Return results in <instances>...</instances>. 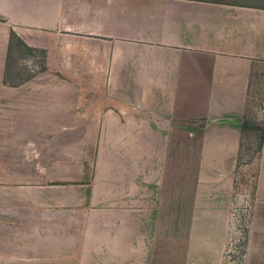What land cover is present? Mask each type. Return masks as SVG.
<instances>
[{
  "label": "crops",
  "instance_id": "0c3cea01",
  "mask_svg": "<svg viewBox=\"0 0 264 264\" xmlns=\"http://www.w3.org/2000/svg\"><path fill=\"white\" fill-rule=\"evenodd\" d=\"M10 30L80 76L4 84ZM258 68L264 0H0V264H223ZM252 201L264 264V134Z\"/></svg>",
  "mask_w": 264,
  "mask_h": 264
},
{
  "label": "rangeland",
  "instance_id": "374dc122",
  "mask_svg": "<svg viewBox=\"0 0 264 264\" xmlns=\"http://www.w3.org/2000/svg\"><path fill=\"white\" fill-rule=\"evenodd\" d=\"M72 56L66 58L63 54L60 55L59 52L54 53L53 50L29 49L14 43L8 55L7 76L10 77L9 81L12 84H17L34 76L50 77L49 74L76 78L80 76V71L78 73L74 69L73 63L75 60L74 55ZM60 57L67 62L68 70H60L58 68ZM71 62L73 63L71 64ZM245 110L235 182L236 194L231 212L230 230L224 251L223 264H246L245 254L249 238V224L257 177V163L260 156V139L264 134L263 68L256 69L253 74ZM7 166L9 167L7 164L2 165L0 160V193L1 191H10L14 185L17 186L18 184L3 180L2 177L7 178L5 175L8 173ZM1 171L5 174H1ZM12 204L15 203H13V200L9 196L4 195L0 198V205L10 206ZM16 204L27 205L28 203L26 200H23ZM36 204L39 203L37 202ZM23 248L26 249L28 247ZM39 248L42 249L43 247Z\"/></svg>",
  "mask_w": 264,
  "mask_h": 264
},
{
  "label": "trees",
  "instance_id": "16d2710c",
  "mask_svg": "<svg viewBox=\"0 0 264 264\" xmlns=\"http://www.w3.org/2000/svg\"><path fill=\"white\" fill-rule=\"evenodd\" d=\"M14 43H17V44L21 45L22 47L29 48L28 46H26L21 41V39L12 30L9 31L8 49H7V55H6V60H5V71H4V78H3L4 79L3 80L4 84H12L9 81L10 77L7 76V73H8V65H7V63H8V55L11 52V49H12ZM29 49H31V48H29ZM262 140H263V136L260 139V148H261V145H262Z\"/></svg>",
  "mask_w": 264,
  "mask_h": 264
}]
</instances>
